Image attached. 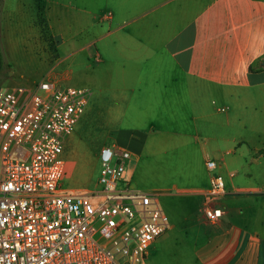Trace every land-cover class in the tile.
I'll return each mask as SVG.
<instances>
[{"label": "crops", "instance_id": "1", "mask_svg": "<svg viewBox=\"0 0 264 264\" xmlns=\"http://www.w3.org/2000/svg\"><path fill=\"white\" fill-rule=\"evenodd\" d=\"M22 2L5 4V18L25 21ZM42 3L57 43L58 68L62 47L82 44L75 53L94 48L97 64L89 69L116 85L109 88L119 100L114 122L124 125L120 132L131 141L130 149H121L131 160L151 161L158 154L167 170L173 169L153 194L183 199L189 210L195 205L183 218L192 231L187 240L195 264H264V153L259 154L264 148V0ZM6 32L3 54L13 68L7 50L15 54L28 47L34 54L35 49L28 29ZM63 76L60 80L69 81ZM171 151H176L174 160ZM209 160L217 162L227 190L215 203L227 211L217 223L207 222L202 213ZM129 162L127 177L138 188ZM170 223L151 249L168 246L176 229Z\"/></svg>", "mask_w": 264, "mask_h": 264}, {"label": "built area", "instance_id": "2", "mask_svg": "<svg viewBox=\"0 0 264 264\" xmlns=\"http://www.w3.org/2000/svg\"><path fill=\"white\" fill-rule=\"evenodd\" d=\"M53 75L33 86L0 89V264H148L153 243L170 221L156 194L127 177L131 154L100 151V189L63 188L65 147L92 92ZM202 213L217 223L227 211L215 160Z\"/></svg>", "mask_w": 264, "mask_h": 264}, {"label": "rangeland", "instance_id": "3", "mask_svg": "<svg viewBox=\"0 0 264 264\" xmlns=\"http://www.w3.org/2000/svg\"><path fill=\"white\" fill-rule=\"evenodd\" d=\"M32 1L34 6L31 5V2L28 6L29 0H23L22 2L24 5L23 16L26 17L25 21L7 19L3 10L1 16L2 44L5 47L7 46V30L26 28L30 34V44L34 46L35 51L32 54L31 49L26 47L23 51L20 49L21 52L10 54L7 50V62H10L13 68L9 66L3 73L0 89L33 86L49 75H58L59 79L60 76L66 75L70 79L64 83V86L86 88L92 92L84 115L74 134L68 138L66 143L64 153L66 176L62 183L65 190L78 194L99 190L102 170L101 149L115 145L130 149L129 145L131 143L120 132L124 125L114 122L115 112L118 110L115 105L119 100L115 101L110 96L109 88L116 85H108L109 77L103 72L97 74L98 71L94 73L89 69V67H95L97 64L94 58V48H90L86 52L79 51L75 53L82 44L78 45V48L70 45L62 47V50H60L62 65L58 68L57 43L51 36L45 22L42 0ZM5 4L9 5L10 0L7 3L4 1V6ZM11 11L12 13L15 12V6L11 7ZM43 61L47 64L46 67L40 68L35 64V62L40 63ZM12 69L14 71H11ZM10 71L14 72V75L9 76L8 72ZM114 79L115 77L112 78V80ZM117 82L114 81L113 84ZM102 89L104 91L101 92ZM170 145H173V143L171 142ZM171 153L174 160L176 151H171ZM140 159L133 156L128 164L134 175L132 183L138 185V188H134L144 193H155L154 189L160 188L168 180V177H171L173 169L168 168L167 170L163 159L158 154L152 155L151 161H143V157ZM249 168L253 172L256 171L257 174L261 173V170L255 164H250ZM158 199H160V208L170 218V222L176 225V229L171 234L168 246L164 248L161 246L156 250L150 249L148 264H195V256L187 240L191 237L192 231L189 229V223L183 221L188 213L194 211L195 205H192L189 210L186 205L182 204L183 199L161 197L160 194Z\"/></svg>", "mask_w": 264, "mask_h": 264}, {"label": "trees", "instance_id": "4", "mask_svg": "<svg viewBox=\"0 0 264 264\" xmlns=\"http://www.w3.org/2000/svg\"><path fill=\"white\" fill-rule=\"evenodd\" d=\"M4 1L0 0V82L2 81V75L7 70L8 66L5 63V58L3 54V48H2V40H1V16L4 9ZM264 153V148L259 152V154Z\"/></svg>", "mask_w": 264, "mask_h": 264}]
</instances>
